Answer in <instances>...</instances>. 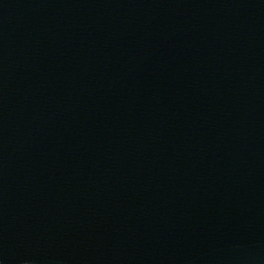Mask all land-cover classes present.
I'll list each match as a JSON object with an SVG mask.
<instances>
[{"label": "water", "instance_id": "95a60500", "mask_svg": "<svg viewBox=\"0 0 264 264\" xmlns=\"http://www.w3.org/2000/svg\"><path fill=\"white\" fill-rule=\"evenodd\" d=\"M0 264H264V0H0Z\"/></svg>", "mask_w": 264, "mask_h": 264}]
</instances>
